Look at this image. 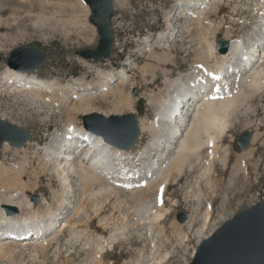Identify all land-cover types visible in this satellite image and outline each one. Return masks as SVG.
Returning <instances> with one entry per match:
<instances>
[{"label":"rangeland","instance_id":"1","mask_svg":"<svg viewBox=\"0 0 264 264\" xmlns=\"http://www.w3.org/2000/svg\"><path fill=\"white\" fill-rule=\"evenodd\" d=\"M256 2L232 0L221 11L212 13L210 20L216 25L210 28L207 26L209 30L205 26L202 29L196 22H191L190 18H184L183 14L179 15L173 19L174 27L181 29L179 36L175 39H162L159 33L167 29L168 15L176 8L177 0H114L115 41L112 53L108 59L95 60L85 59L77 54L80 50L96 48L100 39L97 28L90 21V9L83 0H0V75L8 68L7 61L11 52L20 46H36L44 50L48 59L35 71H38L39 78L58 83L82 80L96 85L101 80V73L118 72L123 67H127L131 75L126 84H116L111 94H98L91 105H87L85 102L89 103V100H86L82 102L83 108L70 111L62 105L56 106V109L54 106L39 107L35 112L30 99L28 101L26 97H21V93L16 90L10 89L9 92L0 87V117L26 130L29 134L27 143L30 140L35 143V139L39 141L40 144L31 148L30 154H27V160L31 159L35 156V149L39 152L56 134L64 131L70 115L73 117L71 119L82 125V116L88 110L96 113L103 111L106 115L130 113L128 110H115L121 87L124 94L132 97L136 108L141 98H166L170 87L169 79L192 71L198 63H214L215 60L208 58V43L217 40L218 46L219 35L224 39H234L251 32L260 19L261 11ZM235 6H238L236 10L233 9ZM219 21H222L221 27L218 25ZM227 30H231L232 37L226 35ZM149 43L153 46L152 50L148 49ZM150 53H153V58ZM237 82L235 79L232 87L240 88L245 85ZM133 88H137L140 94L134 93ZM244 100L238 109L232 107L235 108L234 111L229 109L228 113L221 116L230 126L220 139V158L211 160L210 172L205 169L210 160V147L200 149L202 164L192 170L189 169L190 163L195 162L197 155L201 153L190 151L187 157L189 161L182 166V172L176 169L173 171L163 201H156L157 188H137L131 193L127 191L131 189L120 187L115 192L108 186L103 187L106 183L96 185V193L88 191L84 196L83 182L78 175L73 174L70 182L76 191L77 201L71 202L83 208L78 219L83 220L84 226L82 223L80 227H86L89 236L85 231H78L72 236L66 230L61 237V247L55 244L45 255L36 250L35 243L26 244L22 239H14L10 243L12 247L6 248L7 253L0 252V264H191L200 242L211 232V226L217 228L239 211L258 201H264V92L255 93L253 98ZM144 104V113L137 111L139 124L141 121L153 120L156 116L157 105L147 104L146 100ZM247 131L252 132L253 140L248 149L242 150L237 140ZM141 135L142 138L136 145L138 150L147 145L152 132H140ZM204 137L207 139L205 135L203 140H206ZM4 143H0L2 162L11 164L23 161L25 149L20 148L27 143L19 147L11 145L9 149ZM226 151L228 154L224 164L221 158H224ZM18 152L21 153L20 156ZM245 152L251 155H246ZM81 154L82 152L79 155ZM34 166L39 168L37 161ZM50 177L48 175L42 182L45 190L38 191L34 196V202L40 209H45L48 205L44 194L49 203L55 204L54 191L61 189L56 176L53 178L54 187H50ZM31 181L35 179L32 178ZM93 194L97 195L92 196ZM158 207H161L162 213L169 212L164 213V218L155 221ZM180 211L187 213L192 225L186 224L188 220L185 223L178 221ZM207 214L212 219L205 225ZM101 219L105 221L100 223ZM99 235L107 241L101 237L102 240L98 239V242ZM90 236L94 237L93 241ZM111 236L112 242L109 239ZM100 244L107 247L102 255L96 252ZM107 245L113 246L109 248ZM58 249L61 250L60 257Z\"/></svg>","mask_w":264,"mask_h":264},{"label":"bare ground","instance_id":"2","mask_svg":"<svg viewBox=\"0 0 264 264\" xmlns=\"http://www.w3.org/2000/svg\"><path fill=\"white\" fill-rule=\"evenodd\" d=\"M231 1L177 0L176 8L168 15L167 29L161 31L159 37L162 39H175L179 36L181 29L174 27L173 19L182 14L184 18H190L191 22H196L201 27H214L216 24L210 20V16L213 12L221 11L225 5L231 4ZM256 1L261 11L257 10L260 12V19L253 26L251 32L245 36H241V38L229 39L226 37L230 43L229 50L223 54L218 52L217 40L216 42L209 40L212 43H208V58L215 60L214 63H195L196 65L192 71L182 73L172 80L169 79L170 87L166 98H159L157 100L148 99V96L145 99L143 98L144 102L145 100L147 101V104L152 103L157 105L155 119L141 121L140 124V131L142 133L144 131L152 132L151 139L147 142V145L145 144L146 146L143 149L138 150L135 147L132 150H125L109 142L108 145L103 139L88 132L83 124L80 125L77 120L71 119L73 117L70 115L64 131L56 134V137L54 136L46 145L42 146L39 152L35 149L33 151L35 156L31 157V159L28 157L30 159H28V163L27 154L29 150L34 148L35 145L38 146L40 144L37 139H35V143H32V140H30L25 147L20 148L25 149L22 156L24 158L23 161L18 160L19 162L16 161L9 164L6 161L2 162L0 160V252L7 253L6 248L12 247L10 243H13L14 239L9 237V235L18 236L28 232L33 233L32 237L22 240L26 241V244L35 243L36 250L45 255L51 246L55 244L59 246L61 244V237L66 230H69L72 236L78 233V231L81 233L85 231L86 233L87 228L82 227L81 229L80 227L83 220L78 219L83 208L71 202L77 201L76 191L73 190L74 186L70 182V177L73 174L78 175L79 179L83 182L84 196L88 191L96 193V185L106 183L103 187L108 186L110 190H114L115 192L120 187L125 190L131 189L127 190L131 193H134V190L137 188H146L147 190L157 188L156 201H163L173 171L175 169L178 171L182 169V166L188 160L187 157L190 151L196 150L200 154V151H202L200 149H203L205 146L210 147L208 152L210 160H208L205 167V169H208L207 172H210L211 170L209 169H212L211 162L217 157L220 158L218 155L220 139L229 130L230 126L229 122L223 121L221 116L225 112L228 113L229 109L231 112L236 107L238 109V106L240 107L244 103V99L253 98L255 93L264 92V0ZM238 6H235L233 9L236 10ZM220 22L222 21H219V26ZM204 28L202 27V29ZM208 28L206 29L209 30ZM226 35L233 36L231 30H227ZM152 48V44L149 43L148 49L152 50ZM152 54L150 53V57L153 56ZM135 66L137 67V65ZM118 70V72L109 71L101 73L100 82L98 81L95 83L96 85H93L82 80H75L67 84L60 81L58 83L45 78H39L38 71L25 72L8 67L0 75V87H4L9 92L16 90L21 93V97H26L28 101L30 99L29 102L34 107L35 112H37L36 110L39 107L51 108L54 106L55 108L62 105H65L69 111L74 109L80 110L81 107H84V103L82 102L89 100V103L88 101L85 103L91 105V101L98 94H101L100 96L111 94L116 84H126V81L131 76L128 68L123 67ZM235 79L239 82H237L238 84L245 85H242L243 87L240 88L232 87V82ZM246 87L248 88L247 90ZM121 88H119L121 95L119 100H117V104L115 103V110L117 112L128 110L130 113H137V108L132 97L124 94ZM236 90H240V92L237 93ZM174 94L178 98L184 97L187 99L189 97L195 100V103L191 104L192 106L187 103L183 110V114L189 116L187 117V124L185 123L186 126L183 131L181 130L182 133L179 137L176 135V128L178 126H172L169 122L171 113L174 111L171 105L176 101ZM74 99L76 101H73ZM232 107L235 108L232 109ZM85 113H92V111L88 110ZM97 113L106 115L103 111H97ZM202 133H205L207 139L204 138L206 140H203V136L205 135L202 136ZM140 137L142 138V135ZM4 144H6L8 149L11 147V144L7 141ZM22 152L23 150H21ZM81 152L82 154L79 155ZM227 152L224 158H221L224 164L227 160ZM21 153H19V156ZM245 154L251 155L249 152H245ZM197 156L195 162H189L190 170L202 164V153ZM35 161L38 163V169L34 166ZM48 175L51 176L49 178L50 187H54L55 181L53 178L56 176L60 182L61 189L60 191H54L53 200L55 204L49 203V199L44 194V200L48 202V205L45 206V209H40L39 205L34 202V196L38 191L45 190L42 182ZM32 178L35 181H31ZM96 195L93 194L92 196ZM161 211V207H158L154 216L155 221L165 217L164 213L166 212L162 213ZM98 214H100L99 211ZM209 216L208 219L206 218L205 225H208L207 223L212 219ZM103 220L101 219L100 223ZM191 221L189 219L186 224L190 225ZM215 229L216 226H211L209 234ZM86 234L88 235V233ZM209 234L205 235V238ZM90 235L93 236L92 234ZM111 235L114 236L115 234ZM113 236L109 239L111 240ZM101 237L103 238L102 235L99 238L97 237V241L98 239L102 240ZM91 238L87 237L89 240ZM93 238L91 239L92 241ZM101 245L98 250L96 249L99 255H102L107 249L104 244V246ZM57 254L58 257L61 256L60 249H58ZM68 260L70 259H66V261Z\"/></svg>","mask_w":264,"mask_h":264},{"label":"water","instance_id":"3","mask_svg":"<svg viewBox=\"0 0 264 264\" xmlns=\"http://www.w3.org/2000/svg\"><path fill=\"white\" fill-rule=\"evenodd\" d=\"M91 11L90 21L100 34L96 48L77 52L85 59H108L114 44L113 19L115 17L114 0H83ZM229 41L218 37V52L229 50ZM48 59V54L36 46H20L14 49L7 61L8 67L25 72L38 69ZM134 93L140 94L137 88ZM144 99L139 100L137 111L144 113ZM86 130L101 135L118 148L133 149L140 137V125L136 112L105 115L85 113L82 116ZM29 134L13 122L0 117V143L9 142L19 147L26 144ZM253 140L251 131L240 135L237 142L242 150L250 147ZM179 222L188 220V215L180 211ZM191 264H264V201H258L239 211L217 227L200 242Z\"/></svg>","mask_w":264,"mask_h":264}]
</instances>
